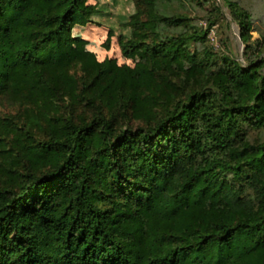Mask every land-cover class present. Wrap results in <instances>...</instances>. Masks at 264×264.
Returning a JSON list of instances; mask_svg holds the SVG:
<instances>
[{"label": "trees", "instance_id": "1", "mask_svg": "<svg viewBox=\"0 0 264 264\" xmlns=\"http://www.w3.org/2000/svg\"><path fill=\"white\" fill-rule=\"evenodd\" d=\"M96 11L88 0H0V97L95 108L89 121L47 115L48 137L20 148L24 171L0 164V264H264V141L241 133L264 126V59H230L212 87L153 119L158 76L198 64L184 48L194 35H121L134 65L100 61L73 34ZM237 15L248 41L249 16ZM117 104L145 123L116 129L106 110Z\"/></svg>", "mask_w": 264, "mask_h": 264}, {"label": "rangeland", "instance_id": "2", "mask_svg": "<svg viewBox=\"0 0 264 264\" xmlns=\"http://www.w3.org/2000/svg\"><path fill=\"white\" fill-rule=\"evenodd\" d=\"M237 11L248 14L251 29L249 40L242 39V29L231 5L225 0H88L96 8L95 14L86 24L74 27L73 34L84 39L86 48L96 54L97 59L112 58L119 65H134L136 60L126 58L121 51L120 36L143 33L150 38L161 35L193 34L194 38L184 45L188 54L194 55L198 64L189 69L188 60L179 72L169 74L170 79L158 76L151 94L156 99L149 102L151 117L156 119L176 99H184L194 88L206 85L212 87V75L223 69L230 59L243 66L251 61L264 59V0H232ZM163 16H180L181 22L168 25ZM158 24V25H157ZM113 34L109 42L108 33ZM71 72L81 75L80 65ZM169 81L173 87L164 86ZM165 89V90H164ZM95 111L92 104L82 97L71 101L69 97L59 99L56 108L33 104L27 99L0 97V120L14 127H0V138L4 142V152L0 153V164L16 167L24 171L20 148L23 144H33L45 140L50 131L47 115L70 114L77 121L90 120ZM108 117L114 118L116 129L126 125L145 123L146 119L133 116L131 106L117 104L106 110ZM241 133L250 143L264 141V126L254 128L243 124ZM0 184L5 181L4 171H0Z\"/></svg>", "mask_w": 264, "mask_h": 264}]
</instances>
